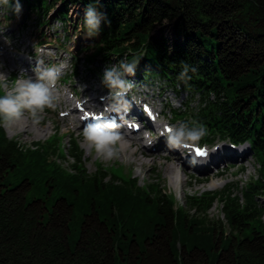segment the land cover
I'll use <instances>...</instances> for the list:
<instances>
[{
  "label": "trees",
  "instance_id": "trees-1",
  "mask_svg": "<svg viewBox=\"0 0 264 264\" xmlns=\"http://www.w3.org/2000/svg\"><path fill=\"white\" fill-rule=\"evenodd\" d=\"M105 3L114 14L116 49L148 39V50L163 54L168 39L154 31L168 21L183 38L172 41V52L216 69L238 117L245 113L264 130V0ZM48 156L0 137V264H264L259 219L256 230L224 210L226 232L205 207L189 214L160 191L48 171Z\"/></svg>",
  "mask_w": 264,
  "mask_h": 264
},
{
  "label": "clouds",
  "instance_id": "clouds-1",
  "mask_svg": "<svg viewBox=\"0 0 264 264\" xmlns=\"http://www.w3.org/2000/svg\"><path fill=\"white\" fill-rule=\"evenodd\" d=\"M0 6L10 8L18 17L22 12L20 0H0ZM83 23L87 36L91 37L99 34L102 23L110 24L111 21L107 20L105 14L96 7L89 5L85 9ZM138 63L139 57L131 62L121 60L118 65L106 66L103 70L101 84L109 91L107 96L101 99L106 100L107 103L99 113L101 118L87 122L82 135L88 148L94 149L97 156L104 160H110L117 155L116 145L121 136L115 131L118 124L110 114L113 112L119 114L122 109L126 110V97L133 87L126 77L135 75ZM66 67L63 63L46 66L42 59H38L32 69L33 75L18 76L11 90L0 94V123L10 127L27 112L33 118V123L38 124L42 118L40 114L45 109H55L57 106L59 95L56 91V83ZM196 71V67L185 63L178 79L186 82L191 79L189 72ZM3 80L4 76L0 74V82ZM7 87V84L0 83V88ZM106 113L109 115H105ZM165 130L168 132L167 143L170 147H181L186 143L196 142L205 134L203 127L200 126L187 128L185 125L180 127L165 125Z\"/></svg>",
  "mask_w": 264,
  "mask_h": 264
},
{
  "label": "rangeland",
  "instance_id": "rangeland-1",
  "mask_svg": "<svg viewBox=\"0 0 264 264\" xmlns=\"http://www.w3.org/2000/svg\"><path fill=\"white\" fill-rule=\"evenodd\" d=\"M66 7L71 10L73 7L72 5H66ZM73 15V13H72ZM155 34L157 35H164L169 42H171L172 40H179L181 36H179V34H174L172 31V25L171 23H169L168 21H164L163 23H161L160 25L157 26V28L154 31ZM153 33V34H154ZM16 129L15 127H7V132L9 131V133H11V135H8L9 137H13L16 140H18L19 142L23 143L29 142V138L25 137V136H20L17 134V132H15ZM66 166V164H65ZM258 167H259V160L252 156L249 157L248 160L244 163V172H243V181H247L249 180V178L253 175H258L259 171H258ZM264 179V178H263ZM164 185H162V188L165 189L164 192H171L172 193V186L167 183L166 180H162ZM12 183H15L14 179H11ZM264 184V183H263ZM173 194V193H172ZM256 202L259 205L260 208H263L262 214H261V219L264 221V196H257L256 198ZM184 209L189 213H196L197 210H195L192 207H189L186 203L183 205ZM221 205L218 203H213L212 206L210 208H208L207 210V216L210 220H215L216 218H220L221 217ZM223 220L224 219H220ZM224 226H226V232L228 231V227H227V223H223ZM73 238H76L79 235V226L77 224H75L73 227Z\"/></svg>",
  "mask_w": 264,
  "mask_h": 264
},
{
  "label": "bare ground",
  "instance_id": "bare-ground-1",
  "mask_svg": "<svg viewBox=\"0 0 264 264\" xmlns=\"http://www.w3.org/2000/svg\"><path fill=\"white\" fill-rule=\"evenodd\" d=\"M89 5H90V1H87V2L85 3V6H83L84 10L82 11V15L85 14V9H86ZM17 121L20 122V123H23L25 120H24V118H21V119H19V120H17ZM13 125H14V123H13Z\"/></svg>",
  "mask_w": 264,
  "mask_h": 264
},
{
  "label": "snow or ice",
  "instance_id": "snow-or-ice-1",
  "mask_svg": "<svg viewBox=\"0 0 264 264\" xmlns=\"http://www.w3.org/2000/svg\"><path fill=\"white\" fill-rule=\"evenodd\" d=\"M195 151H196L197 155H204L205 154L204 150L199 149V148H196Z\"/></svg>",
  "mask_w": 264,
  "mask_h": 264
}]
</instances>
